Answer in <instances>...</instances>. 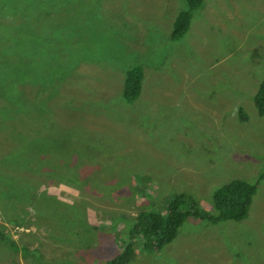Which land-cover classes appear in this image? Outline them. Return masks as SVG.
<instances>
[{
    "label": "rangeland",
    "instance_id": "1",
    "mask_svg": "<svg viewBox=\"0 0 264 264\" xmlns=\"http://www.w3.org/2000/svg\"><path fill=\"white\" fill-rule=\"evenodd\" d=\"M0 5L34 10L0 32V264H106L129 241L128 264H264V0H204L178 40L185 0ZM232 179L258 183L245 219L190 217L159 250L131 240L140 211L185 193L213 212Z\"/></svg>",
    "mask_w": 264,
    "mask_h": 264
},
{
    "label": "trees",
    "instance_id": "2",
    "mask_svg": "<svg viewBox=\"0 0 264 264\" xmlns=\"http://www.w3.org/2000/svg\"><path fill=\"white\" fill-rule=\"evenodd\" d=\"M185 1L186 8L177 13L173 22L171 32L173 40L182 38L188 32L193 12L201 7L204 0ZM1 7L0 5V13L7 15L10 21L0 23V32L1 30H14L15 27L22 28L23 23L21 21H24L29 14L34 13L33 7L29 5H25L21 9L10 8L6 13ZM16 29L21 32L18 28ZM28 38L29 34L26 35V42ZM24 48H29V45L25 44ZM143 77L144 73L141 66L136 65L128 69L123 85V97L127 102H133L139 96ZM253 102L259 114L264 117V77L254 95ZM238 113L241 121L248 119L242 108H239ZM257 187L258 183H251L244 179L230 180L213 192V212H205L195 198L185 193L176 194L163 212L153 211L146 214L144 211H140L135 216L130 238L131 240L140 238L143 241V248L146 250H159L175 239L180 226L190 217L208 220L212 223L222 220H243L249 214ZM133 253V243L129 241L124 249L108 260L106 264H128Z\"/></svg>",
    "mask_w": 264,
    "mask_h": 264
}]
</instances>
